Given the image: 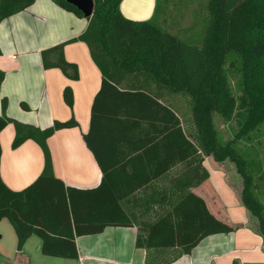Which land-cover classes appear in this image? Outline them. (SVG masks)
I'll return each mask as SVG.
<instances>
[{
	"label": "trees",
	"instance_id": "trees-1",
	"mask_svg": "<svg viewBox=\"0 0 264 264\" xmlns=\"http://www.w3.org/2000/svg\"><path fill=\"white\" fill-rule=\"evenodd\" d=\"M34 1L0 0V24ZM122 1L94 0L93 15L79 39L102 74L90 129L84 135L103 172L99 187H68L54 174L47 142L56 131L76 126L74 119L42 131L0 117V133L9 124L15 126L14 149L33 140L45 155L43 173L23 191L10 189L0 174V222L8 220L13 226L17 251L37 236L43 256L78 260L77 238L99 235L109 227L137 226L136 247L146 251V264H173L205 238L234 231L190 192L209 178L202 166L208 157L234 163L243 185L240 201L264 237V205L259 199L264 194L263 175L257 176L249 154L237 146L264 125V0H208L203 36L194 43L170 33L156 20L127 19L120 11ZM55 3L86 19L66 0ZM64 47L42 53L44 68H57L77 79L78 70L65 60ZM3 79L0 72V87ZM64 99L72 107L70 88ZM214 116L231 127L234 140L223 142ZM145 130L157 135H142ZM179 137L175 155L172 147ZM164 142L162 153L158 148ZM1 156L0 146V165ZM144 157L159 171L142 179L145 169L139 162ZM178 160L188 167L181 195L161 216L137 223L125 212L123 202ZM164 162L167 166L162 168ZM122 174L126 181H114Z\"/></svg>",
	"mask_w": 264,
	"mask_h": 264
},
{
	"label": "crops",
	"instance_id": "crops-1",
	"mask_svg": "<svg viewBox=\"0 0 264 264\" xmlns=\"http://www.w3.org/2000/svg\"><path fill=\"white\" fill-rule=\"evenodd\" d=\"M120 11L129 20H156L164 28L170 21L166 12L163 16L160 14V0H123ZM87 27V19L62 9L55 0H35L31 7L0 24V72L4 74L0 87V117L6 116L42 131L53 128L56 122L66 123L74 119L76 126L56 131L47 144L55 176L65 186L80 190L97 188L103 179V172L84 141V135L90 129L93 102L102 85V74L88 46L79 40ZM60 45H65V60L77 68V79L69 78L60 69L44 68L42 53ZM68 88L73 92L72 107L64 99ZM156 133L142 131V135L147 136ZM14 139L15 126L9 124L0 133V174L10 189L20 192L43 173L45 155L33 140L14 149ZM179 140L180 137L178 145L173 143L175 155L180 146ZM139 145L140 142L135 144ZM158 149L166 152L165 142ZM139 165L145 169L142 179L153 177L159 171L155 172L156 167L151 165L148 157H144ZM166 166L164 162L162 168ZM202 166L209 173V178L191 188L190 192L201 198L209 212L234 231L205 238L189 255L173 264H264V237L252 225L250 215L226 172L212 157H208ZM187 170L185 163L176 161L166 173L157 179H150V186L126 199L123 202L125 212L137 223L153 220L155 214L161 216L181 195L188 178ZM114 181H126L125 175ZM5 232L16 248L9 253L4 248L0 249V257L10 262L146 264V251L136 247L137 226L109 227L99 235L77 238L78 260L43 256L40 252L42 241L37 236L28 239L23 251L18 252L17 235L8 220L0 222V240Z\"/></svg>",
	"mask_w": 264,
	"mask_h": 264
},
{
	"label": "rangeland",
	"instance_id": "rangeland-1",
	"mask_svg": "<svg viewBox=\"0 0 264 264\" xmlns=\"http://www.w3.org/2000/svg\"><path fill=\"white\" fill-rule=\"evenodd\" d=\"M208 0H160V14L166 12L170 15V21L166 24V30L173 31L181 39L194 43L203 36L204 20L207 17ZM233 85L236 86L237 78L233 76ZM214 127L223 139V142L234 140L231 127L225 124L218 116L213 117ZM237 146L249 154V160L254 163L257 176L263 175L262 183L264 184V125L260 132L255 133L250 140H240ZM228 176L231 185L236 189L238 197L241 200L242 179L237 171L236 166L229 159L218 162ZM264 205V194L259 197ZM252 225L258 226L257 220L249 213ZM4 248L9 253L15 244L11 243L10 235L5 232L3 239L0 240V249ZM0 264H19L7 261L0 257Z\"/></svg>",
	"mask_w": 264,
	"mask_h": 264
},
{
	"label": "water",
	"instance_id": "water-1",
	"mask_svg": "<svg viewBox=\"0 0 264 264\" xmlns=\"http://www.w3.org/2000/svg\"><path fill=\"white\" fill-rule=\"evenodd\" d=\"M67 3L80 10L86 19L91 18L94 12V0H66Z\"/></svg>",
	"mask_w": 264,
	"mask_h": 264
}]
</instances>
